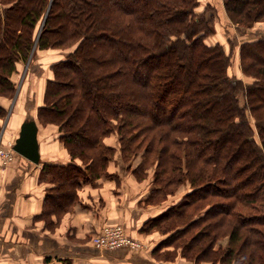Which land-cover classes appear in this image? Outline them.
<instances>
[{
    "label": "trees",
    "instance_id": "obj_1",
    "mask_svg": "<svg viewBox=\"0 0 264 264\" xmlns=\"http://www.w3.org/2000/svg\"><path fill=\"white\" fill-rule=\"evenodd\" d=\"M199 4L0 0V96L13 94L16 64L35 46L70 49L52 65L38 110L39 123L57 125L58 139L71 154L66 162L45 163L40 174L50 186L36 218L51 230L52 216L60 220L72 211L81 187L117 177L110 171L116 148L106 142L117 132L125 163L142 158L131 171L137 179L147 178L156 163L147 203L162 204L185 182L192 188L143 226L170 232L155 254L165 248L195 261L224 257L225 264H264V199L256 206L264 188V57L255 54L256 63L246 62L251 47L264 53V39L243 46L244 71L255 78L244 90L230 76L223 47L206 40L214 4L210 11ZM225 8L242 26L264 18V0H225ZM244 93L246 106L240 102ZM5 113L0 103V117ZM242 203L252 211L240 209ZM223 236L229 242L221 258Z\"/></svg>",
    "mask_w": 264,
    "mask_h": 264
},
{
    "label": "crops",
    "instance_id": "obj_2",
    "mask_svg": "<svg viewBox=\"0 0 264 264\" xmlns=\"http://www.w3.org/2000/svg\"><path fill=\"white\" fill-rule=\"evenodd\" d=\"M215 4L220 12L219 4ZM54 130L56 134L48 143L39 127V163L17 153L9 167L0 166V264H63L64 259H71L73 264H158L154 251L165 235L155 228L146 231L143 226L174 203V196L159 205L147 203L150 182L139 181L125 163L117 167L110 164V171L117 177L103 176L85 184L79 192L80 200L65 218L52 216L55 230L44 219L36 218L50 186L40 181L44 164L67 161L58 129ZM108 223L122 224L146 247H96L91 236Z\"/></svg>",
    "mask_w": 264,
    "mask_h": 264
},
{
    "label": "rangeland",
    "instance_id": "obj_3",
    "mask_svg": "<svg viewBox=\"0 0 264 264\" xmlns=\"http://www.w3.org/2000/svg\"><path fill=\"white\" fill-rule=\"evenodd\" d=\"M205 1L206 0H199L200 2L199 10L205 9L206 4L204 5V3H207L208 8L210 7V5L213 6V3H214V7H215L212 10L215 13L214 20L211 22V26L213 27V29L211 30L213 31L206 37V40L210 44L215 45L219 43L223 47V49L226 51L227 55L229 56L230 76L232 78L237 79L241 83V87H243V89L246 90V88L251 83L255 82V78L250 75H247L246 72L244 71V69L247 68V64H245V59H244L242 50H243V46L249 45L251 47L253 46L252 43H256L259 40L264 39V18L254 23L251 26H242L237 23H234L231 20V18L228 16L227 10L225 8V0H210L207 2ZM211 1H213L212 4H210ZM215 2L219 4L221 8L220 12ZM208 11H210V8L208 9ZM45 15H46V12L45 14H43V18H41L38 21V25L36 29L37 36L39 35V33L41 32L43 28V24H44L43 22H44ZM68 50L70 49L69 48L67 50L39 49L35 46L34 49L31 51L28 59L21 60L18 62V64H16L17 71L14 73L13 78H12L15 83V91L13 92V94L9 96H0V103L3 105V107L6 108V113L0 117V150L2 149L1 155L6 154L8 150L10 149V144H14L16 142V139L19 136L22 123L28 119L36 120L39 127L43 128V132L45 135L44 139L46 142L49 143L53 139V135L56 134V130L54 129L56 128L58 129V126L55 124H51V123H48V124L39 123L40 119L38 118V110H39V107L44 104V98H45V92H46L48 80L53 77L54 71L52 69V65L58 62L59 60L64 59L66 57V54L69 52ZM251 50H255V51H254V54L250 58L248 57V60L246 61L247 63L250 61L251 63H254V62L256 63L258 61V58L255 57V54L258 55L259 58L264 57V53H262L261 51L257 54L256 50H259L258 47H251ZM261 91H262V94L264 95V90H261ZM245 98L246 96L244 93V95L240 97V102L244 106H246ZM246 111L247 113H249L251 110L247 108L245 112ZM251 119L255 123L254 119L253 118ZM255 136L258 142L260 143L261 136H260V133H258V131L255 133ZM106 142L110 145H113L116 148V152H115V155L111 163H113V165L116 167L120 162L122 163L121 165H124L125 161L123 159V155L120 149V143H119L117 132H113L106 139ZM62 145L67 152L66 159L67 160L71 159L70 152L67 150V148L64 146L63 143ZM217 150H218V147L216 151ZM15 158H16V155H14V160ZM141 159L142 158L140 154H138L135 156V158L132 159L130 163H125L127 164L125 166L127 167L128 172H130L132 168L134 169L135 167H137L138 164L141 162ZM76 160L80 162L79 158H77ZM53 163H56V162H53ZM151 165L152 166L149 170V173L147 174L148 177L142 179V181L144 182H150V185L152 186L150 191L154 187L153 178L155 174L156 163L154 164L153 162ZM0 166L2 167V169L5 168L4 165L2 164L1 157H0ZM9 166L10 164L7 167ZM138 180L141 181L140 179ZM188 183L189 182H185L181 184L180 187H178V189L176 190V192L170 195V197L174 196L172 198V202L177 201V200L178 201L182 200L185 194L188 192V190L192 189L191 185ZM82 188L84 187H81L80 191L82 190ZM258 193L260 195V201L258 202L257 205L255 203V205L258 208H260L261 204H263L262 200L264 199V188H262L260 192ZM250 205L251 204L249 203L247 205L242 203L241 207L239 208L243 209V211L245 212H251L252 209ZM68 213L69 212L64 213L61 216V219L63 217L65 218ZM108 224L114 225L118 223H108ZM108 224H105V225H108ZM52 229L55 230V225L54 226L52 225ZM158 229L161 230L162 226L161 228H158ZM158 229H155V230L157 231ZM196 229L197 227H194L192 232H194ZM159 232L164 234L165 238L170 234V232H161V231ZM93 235L91 236V241H92ZM227 237L228 236H223L222 238L218 239L219 246L221 248L218 246V252L220 254L217 256H221V258L224 255L222 249L223 247L227 246V243L229 242L228 240L229 238ZM164 249L165 248L162 249L161 253L157 252L155 254V259H157L158 264L159 263H163V264H225L224 259H223L224 257L222 259L218 258L216 261L212 258L195 261L191 258H186L179 254L174 257L173 254L165 253Z\"/></svg>",
    "mask_w": 264,
    "mask_h": 264
},
{
    "label": "built area",
    "instance_id": "obj_4",
    "mask_svg": "<svg viewBox=\"0 0 264 264\" xmlns=\"http://www.w3.org/2000/svg\"><path fill=\"white\" fill-rule=\"evenodd\" d=\"M14 144H10V149L6 154L1 155L2 149L0 150V157L2 158V164L5 168L11 164L14 160V155L17 153L16 150H14ZM92 243L96 247L103 249L126 247L131 250H141L146 247L140 239L130 235L121 224H108L102 226V229L93 235Z\"/></svg>",
    "mask_w": 264,
    "mask_h": 264
},
{
    "label": "water",
    "instance_id": "obj_5",
    "mask_svg": "<svg viewBox=\"0 0 264 264\" xmlns=\"http://www.w3.org/2000/svg\"><path fill=\"white\" fill-rule=\"evenodd\" d=\"M39 126L36 120L28 119L21 125L19 136L14 144V150L29 161L39 163Z\"/></svg>",
    "mask_w": 264,
    "mask_h": 264
}]
</instances>
